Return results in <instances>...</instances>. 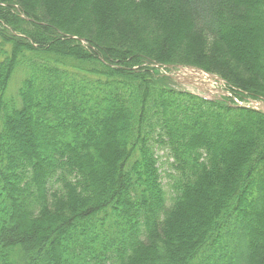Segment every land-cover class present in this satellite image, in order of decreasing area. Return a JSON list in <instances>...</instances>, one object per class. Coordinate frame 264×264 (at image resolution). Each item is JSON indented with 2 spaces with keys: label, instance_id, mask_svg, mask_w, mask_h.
<instances>
[{
  "label": "trees",
  "instance_id": "1",
  "mask_svg": "<svg viewBox=\"0 0 264 264\" xmlns=\"http://www.w3.org/2000/svg\"><path fill=\"white\" fill-rule=\"evenodd\" d=\"M236 99L264 100V0H0V264H264V113Z\"/></svg>",
  "mask_w": 264,
  "mask_h": 264
},
{
  "label": "water",
  "instance_id": "2",
  "mask_svg": "<svg viewBox=\"0 0 264 264\" xmlns=\"http://www.w3.org/2000/svg\"><path fill=\"white\" fill-rule=\"evenodd\" d=\"M74 37V36H71ZM83 41V39H80ZM163 67H171V65H164ZM179 70L175 71V78L178 80H181V82L184 83H194V82H199V83H205L202 81V79H207L208 81L210 80H217L218 82L222 83L223 80L214 74L206 73L202 71L201 69L198 68H193V67H183L180 65L176 66ZM246 107L254 108V109H260L264 112V103L262 101H251L250 104L245 105Z\"/></svg>",
  "mask_w": 264,
  "mask_h": 264
},
{
  "label": "rangeland",
  "instance_id": "3",
  "mask_svg": "<svg viewBox=\"0 0 264 264\" xmlns=\"http://www.w3.org/2000/svg\"><path fill=\"white\" fill-rule=\"evenodd\" d=\"M22 79V74L21 72H16L10 82H9V86H8V89H7V97H15L16 96V90H17V87L20 83V80ZM211 83H214V80H212L209 85H212ZM183 87H186L188 88L189 90H192L194 91L195 90V86L193 85H182ZM159 155H161L160 159H159V164H160V174H161V182L164 186V189L166 190V192L168 191H171V184H170V181L168 182V179L167 177L165 176V170L166 168L169 166L168 163H166V160H165V156L159 152Z\"/></svg>",
  "mask_w": 264,
  "mask_h": 264
}]
</instances>
